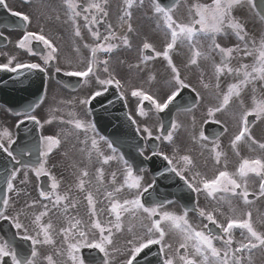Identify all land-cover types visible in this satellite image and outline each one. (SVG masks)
Returning <instances> with one entry per match:
<instances>
[{
	"label": "snow or ice",
	"instance_id": "1",
	"mask_svg": "<svg viewBox=\"0 0 264 264\" xmlns=\"http://www.w3.org/2000/svg\"><path fill=\"white\" fill-rule=\"evenodd\" d=\"M25 3L31 5L32 0H25ZM184 3L188 11L187 19H178L175 16L181 0H173L169 6H164V0H147V5L146 0H122L117 31L109 21L110 0H88L86 5H81L77 0H63L65 22L71 23L74 36L79 38L83 49L88 50L89 55L79 60L83 67L74 66L70 59H65L66 66L61 67L58 66L61 50L53 39L44 34L43 27L38 33L28 30L32 17L27 13L8 9L6 0H0V7L8 9L11 16L20 21L17 30L23 34L16 41L15 47L38 57L40 61L16 62V57L13 56L6 63L0 64V71L13 73L18 77L23 73L27 76L44 74L47 77L51 70L54 73H63L65 77L80 78L78 83L87 85L91 90L88 95L78 100L79 105L86 110L83 118L77 112L69 111L67 116L70 119H60L61 123L73 125L78 136L83 134V138L79 139L82 145L79 151L86 155V166L78 169L75 188L85 194L87 221L73 213L72 210L77 209L79 202L70 198L68 193L59 192L61 181L47 167L54 151L61 148L62 140L59 134H43L45 124L53 123L52 118L42 120L36 114L44 101L37 100L13 113L20 118L16 127L32 123L41 129L34 145H23L17 151L14 146L18 144V139L7 129L0 131V152L14 162L11 168L5 166L2 177L6 193L11 195L6 194L0 201V220L10 221L20 240L30 242L29 251L23 252L11 241L0 239V264H139L141 254H146L145 250H151L152 246H158L155 253L156 264H253V250L264 249V233L254 226L252 212H242L239 207L240 203L251 204L250 195H256L249 192L250 177L254 176L259 180L256 198L264 197V142H259L252 134V125L255 122L264 123V89L261 90V98L252 96L250 106L243 98L250 85L254 86L257 81L264 84V37L258 43L256 39L249 38L246 24L237 16L239 10L245 7L255 8V0H211V3L195 0L192 4L184 0ZM146 6L151 12L155 29L164 37V47L162 51H157L145 39L140 49L139 62L129 64L128 67L138 70V73H145L148 61L162 57L170 69V78L166 81L168 87L163 95H154L142 87L132 88V97L148 102L146 106L138 108V115L146 117L147 108L159 117L166 110L171 112L170 106L177 112L191 113L196 99H203L196 88L186 82L173 62L172 53L178 47H186L190 51L188 63L191 66H198L201 60L215 61V56H220L219 63L214 66V85L204 81L203 73L199 81L205 90L214 86L219 98L216 106L207 109L204 123L218 124L223 133H227L228 127L217 114L227 112L233 103L239 105L238 114H234L237 131L231 138V147L239 157V163L233 170H229L226 154L221 150V133L213 132L210 138L203 127L196 132L193 116V130L189 133L191 144L199 147L200 157H204L207 151L204 166L207 167L208 160H212L215 171L211 176L197 166L191 154L194 151L192 147L186 148L182 154L179 147L174 145V133L181 127L175 119L170 122V130L163 135L154 136L147 124L141 126L131 115L127 116L136 126L135 132L142 134V139L161 143L166 141L173 145L170 154L160 150V145L154 144L150 156L144 155L143 146L138 150L139 155L146 160L152 157L162 158L168 172L178 178V183H182L190 193L196 194L197 200L203 195L215 205L211 210L200 207L197 203L191 208L186 207L182 214H177L168 209V205L174 204V201L168 200L166 204L155 198L145 200L144 194L154 188L153 184L143 183L144 176L141 173L146 170L131 163L117 146V141L101 135L97 123L89 118L88 107L94 100L103 96L111 87L117 91L125 88V84L111 69L112 55L120 49L132 50L129 34L139 35L132 23L134 11L142 10ZM258 15L260 21L264 22V4L261 5ZM56 19L59 20L60 17L57 15ZM80 20L93 43L84 40ZM100 26L104 27V33H101ZM232 37L237 40L234 47H224L219 43L220 39ZM0 39L8 41V37L2 32ZM33 42H37L42 48L34 46ZM73 50L76 53L81 52L79 45H75ZM244 57H252L253 62L232 66L233 59ZM120 63L123 64L124 61L121 60ZM100 73L107 74L106 78H101ZM225 75L233 77L235 82L221 91V78ZM147 80L151 83L156 77L148 74ZM189 88L196 92V98L185 100L182 91ZM256 91L253 87L252 92ZM121 98H124L123 93ZM178 98L184 102L177 103ZM66 103L74 105L76 101ZM58 111L60 109H53V112ZM163 128L161 123L157 131L160 132ZM242 143L248 145L249 151L258 150L260 154L252 157L241 156L238 146ZM34 152L35 160L26 159L31 158ZM112 162L120 166L119 173L112 171L106 184L105 166H110ZM89 166L95 167V195L92 180L89 179ZM21 170H24V178L19 181L20 184L28 183L29 172L34 173L36 178L47 177L50 184L47 188L41 187L39 199L26 200L22 207L17 208L21 195H30L15 183ZM125 191L131 194L130 197L121 198ZM97 195L102 198L97 199ZM98 204L101 205L99 208ZM38 206L41 210L31 213L30 230L21 217L27 218L29 213L26 209L35 210ZM57 212L63 217V226L58 230L50 216V213L56 215ZM189 212L207 223H202V226L194 224L189 219ZM217 214L225 216L226 222H219ZM101 216L106 218L101 220ZM237 229L240 230L239 240L234 237V230ZM56 235L61 237L59 244L55 239ZM120 235L126 237L123 247L116 244V238ZM169 237L176 241L175 246ZM46 246H52L51 252H44ZM82 249L92 252L89 256H83ZM117 257L121 259L117 260Z\"/></svg>",
	"mask_w": 264,
	"mask_h": 264
},
{
	"label": "flooded vegetation",
	"instance_id": "2",
	"mask_svg": "<svg viewBox=\"0 0 264 264\" xmlns=\"http://www.w3.org/2000/svg\"><path fill=\"white\" fill-rule=\"evenodd\" d=\"M102 27L103 26H100V29ZM40 28L41 27L33 26V32L38 33ZM134 29L139 30V29H143V27L134 26ZM44 34L47 37H50L51 39H53L56 44L61 43L62 31L55 30L54 26H52L51 28H47L46 30L44 29ZM130 38H131L132 44H133L132 50L129 51L126 49H121V51H119V54H118L119 57H121L125 61V63H127V65L134 63L136 56L140 53V49L142 48V42L143 41H141V40L146 39V38H142L139 35H133V34H131ZM220 40H221L220 44L224 47H234L237 44V40L234 37L229 38V39H220ZM164 43L165 42H162L161 45L164 46ZM190 55H191V53L186 47H178L172 53L173 62L178 67V69L180 70L182 77L186 79V82L190 83L192 85V87L196 88V90L200 93V96L203 99H196L195 106L193 107V112H191V113L180 112V113H178L177 117H178V122L180 123L181 127L184 128L185 125L187 124V122L193 121V116H195L196 132H199L201 130V127L204 128L205 124H207V123H204V117H202L201 115H205L207 112V109L209 107L216 106L219 103V98L216 95V89L214 88V86L205 90V89H203L202 85L199 82L200 77H201V73H203L204 81L210 83L211 85H214L215 77H214V69H213V66H214L213 60H208V61L201 60L198 66H191L188 63V61L190 59ZM13 56H15L17 60H24L26 63L27 62H40L38 57L31 56L27 52H24V51H22V52L18 51L16 53H14ZM240 56L242 57L243 54L241 53ZM240 63H243L242 59H233L231 61V64L233 67H238ZM165 64H166V62H165ZM127 71H129L128 68H122V70H121L122 76L124 77V80H129V81L134 80L135 76L133 74L128 73ZM114 74H115V67H114ZM145 76L147 77V75H145ZM232 82H235L233 77H229L226 75L225 78H222L221 79V91L226 90L227 86ZM78 90H79V87L75 91H66V92L71 94V93L77 92ZM188 90L189 91L187 93L192 94L196 98V92L192 91V88H189ZM253 95H255L257 99H259V98H261V91H257L256 93H253L252 90L248 91V89H247L243 94V98H244L246 104H248L249 106L251 105V98ZM133 99H134V97H133ZM131 106H132V101L130 102V107ZM238 112H239V105L236 103H233L230 106V108L227 110V112L217 114V116L228 127L227 133H223V132L221 133L220 143H221V150L226 154V159L228 161L229 170H233L236 166H238V163H239V157H237L235 155V152L231 147V138L234 136V134L237 131V120L234 118V114H238ZM134 115H135V119L140 124V120L137 119L138 112H135ZM251 119H253V118H250V120ZM216 125H218V124H216ZM262 126H264V123H261V122H255L252 125V134H253V136L255 135V139L258 140L259 142H261L263 140V136H262V132H261V129H263ZM155 128H158V126L156 125ZM182 137L187 138L185 135L184 136L177 135L178 139H181ZM71 145L74 146V144H71ZM163 146L166 149L167 154H170L172 151V147L168 143H164ZM178 147H179L182 154L184 153L186 148L192 147L194 149V151L191 154L195 158L197 166L200 168V170L203 172H206L209 176H211L213 174L215 169L213 168V162L211 159L208 160L207 167L204 166V159H205V157L208 156L207 151L205 152L204 157H200L199 156V152H200L199 147L192 145L190 139L182 140L181 142H179ZM209 147H211L210 144H209ZM238 150L240 151L241 156H243V157H252V156L259 155L256 153V152H258V150L255 152L250 151V153H248L249 148H248V145L246 143H242L241 145H239ZM52 157H54V156H52ZM81 161H85V163H81ZM65 162L67 163L66 165L62 164L60 161H56L54 158H52L50 163L48 164V168L50 169L52 174L55 175L59 181H61L59 192L61 194L68 193L70 198L75 199L79 202L77 209L72 210L73 213L78 214V216L80 218L87 221L88 220V215H87L88 209H87L86 200H84L85 194L80 192L78 189L75 188L76 176L79 174L78 169L86 166V155H81V154L71 155L70 158L65 160ZM88 171L90 173L89 179L92 180V186H93L92 190H93L94 195H95V187H94L96 185L95 167L89 166ZM112 171H115V162H112L110 164V166H105V182H106V184H107V181L110 179V173ZM116 171H118V173H119V169H117ZM141 175L144 176L143 183L145 185L152 183V179L149 176V174L147 173V171H144L143 173H141ZM69 178H70V180H69ZM20 180L17 181V187L25 190L24 184L19 183ZM118 182H119V180H118ZM86 187H88V186H86ZM70 189H71V191H69ZM258 191H259V180H258V178L254 177V176L250 177V179H249V192L255 193V194L257 193L256 195H258ZM130 195H131L130 193L125 191L122 194L121 198L130 197ZM256 195H250V197H249V199L252 201L251 207H248L250 204L249 205H243L242 203L239 204V207H240V210L242 212H247V211L252 212V218H253L254 226L257 228L258 231L264 233V210L261 211L259 209V206H258V210H257V205H259L260 200L264 197L257 199ZM22 196H23V194L19 198L17 207L18 206L20 207V204L23 202ZM101 198L102 197L97 195V199H101ZM197 203L199 204L200 207H204L208 210H211L215 206L210 200L205 199L203 195H201L199 197V199L197 200V197L195 194V205ZM100 206L101 205H99V204L97 205L98 208ZM168 209L175 211L177 214H182V212L184 210L182 205L179 204L178 202H175V201H174V204L168 205ZM13 211H15V209H13ZM54 211H56V210H54ZM51 218L54 220V225H55L57 230L63 226V217L61 215H59L58 212L56 215H53V217H51ZM105 218H106L105 216H101V220H104ZM21 219L23 220V217H21ZM189 219L194 224H199L201 226H202V223H207V221H201V219L199 217H197L192 212H189ZM217 219L221 223L226 222L225 216H220L219 214H217ZM2 221H5V220H0V222H2ZM26 224L29 225L30 230H31L30 223L27 222ZM216 231H219V230H216ZM239 231L240 230H238V229L234 230V237L236 240L241 239V237L239 235ZM15 232L17 233L16 229H15ZM0 239H2V238L0 237ZM55 239L57 240V244H59L60 239H59L58 235L55 236ZM217 243L219 246V242H217ZM262 250L264 251V249H262ZM262 250L261 249L253 250V254H252L253 264H264V252Z\"/></svg>",
	"mask_w": 264,
	"mask_h": 264
},
{
	"label": "rangeland",
	"instance_id": "3",
	"mask_svg": "<svg viewBox=\"0 0 264 264\" xmlns=\"http://www.w3.org/2000/svg\"><path fill=\"white\" fill-rule=\"evenodd\" d=\"M32 1H33L34 4L37 3V6H39L43 11L46 10L48 8V6H50L52 8V10H54V11L57 10V11H59V13L60 12H65V9L63 8V2H58V0H32ZM6 2H8L10 5H12V7L15 6V8L18 7V8H24L27 11H35L34 6L33 7H24V6H22L19 3L18 0H6ZM187 3L188 4H192L194 2L192 0H187ZM205 3H207V2H205ZM117 4H119V3H117ZM120 7L121 6L119 4V9H120ZM245 8L246 9L244 11V17L243 18L246 21V24H249V23L253 22V18L251 16V15H253V11H252V8H248V7H245ZM116 10L117 9L115 8V13H116ZM146 10L149 11L147 6L144 9H142V10H135V11L136 12L140 11L142 13L141 15H144L145 17H148V12ZM176 10L177 11H181L179 13L175 12V16L178 19H181L183 12L188 14L187 7L185 6L184 0H182L181 4L177 7ZM150 16H151V12H150ZM60 21L65 22L66 21V15H64L60 19ZM137 22H138V26H142L143 27V29H139L137 31L139 33V36H141L142 38L147 37L148 42L153 44L154 48L157 49V51H160L161 44L164 41V37H163V35L160 36V32L155 29V23H154L152 17L143 18L142 16H140L139 20ZM256 22H257L258 25H260V23L257 20H256ZM79 23L81 25L80 21H79ZM132 23H133V26H134L135 22H132ZM70 29H71V31H73V27H72L71 24H70ZM129 36L131 37V34H129ZM260 37L261 36L256 35L255 39H256L257 43L260 41ZM5 56H6V53H5ZM66 58L67 59L70 58V53L66 54ZM1 59H5V57L2 54H1ZM121 60H123V59H121ZM154 60L155 61H153V62L148 64L150 71L155 70L157 68V65L161 66L160 65L161 64V57L160 58H156ZM242 61H243V63H249V64L253 62L252 57H244L242 59ZM137 62H139V61L137 60V58H135V63H137ZM114 63H115V60H114ZM111 69H112V67H111ZM156 73H157V75H154L156 77V80L152 81L151 83L146 84L144 86V90L145 91H150L154 95H163V93L165 91H167V88H165V87H168L166 81L170 78V73H167L169 78H167L166 76L162 75V74H164V72L161 69H158L156 71ZM106 75L107 74L100 73L101 78H106ZM117 78L122 80V78H120L118 76H117ZM122 83H124L123 80H122ZM150 84H160V85L163 86L162 87L163 89H160L159 87L149 88L148 86H150ZM131 85L132 86H137L136 83H132ZM145 87H148V88H145ZM253 87H255L257 89V91H259L261 89H264V84L262 85L259 82H256V84L254 86L253 85L249 86V88H253ZM162 90H165V91H162ZM90 91L91 90L88 88V86L84 85L81 88V90H79L77 93H74L73 96L69 95V97L71 99H73V100L78 101L80 99V97L84 98L86 95H88L90 93ZM59 93H61V92L58 90V88H56L55 86H51V88L47 92V95H45L44 103L42 104L40 109H37V113L36 114L42 120L44 118H52L53 119V123L50 124V125L49 124H45L44 129L42 131H43V134H45V135H48V134H51V135L59 134L60 135V138L62 140L61 148L56 150V151H54V153L52 155L54 157H52V158H54L56 161H60L62 164L66 165L67 163L65 162V160L70 158L71 155H75V154L85 155L84 153H81L79 151V149L82 147V145L79 143V139L83 138V134L80 133L79 136H78L77 131L74 129L73 125H70V124H67V123H61L60 119L61 118L64 119V120L70 119V117L67 116V112H69V111L77 112L79 114V117H81V118L84 117L85 112H84L83 108L79 109L75 104L74 105L73 104L70 105L69 103H66L68 100L63 98V97H65L64 94H61V95H59L60 97H57ZM124 93H125L126 96L130 97V99L132 101L131 109L134 110V108L136 107V105L134 103L138 102V100L136 99L135 101H133V99H132L133 97L131 96L130 92L124 91ZM67 98H68V96H67ZM57 100H59V101L57 102ZM62 101L64 103H62ZM56 108L60 109V111L53 112V109H56ZM132 114L135 117L134 112H132ZM201 116L205 117V115H201ZM137 119L140 120V125L141 126H144V124H147L152 129L153 132L157 131L155 129V127L158 124V118H157V116H156V114L154 112H148V115L146 117H140L139 115H137ZM14 122L15 121L13 119H11V117L6 112L0 110V131H3L4 129H7V130H9L12 133V130H13L12 126L14 125ZM191 127H193V125ZM262 128L264 130V126H262ZM177 131H178V134H179V132L182 133V134H184V133L188 134L187 138H190V136H189L190 132L188 131V128H185V127L181 128L180 127ZM177 131L174 133V135H176ZM262 134H263V132H262ZM262 136H263V140L261 142H264V135H262ZM254 137H255V135H254ZM71 144H74V146H72ZM248 153H250V151H248ZM58 157H61V158L57 160L56 158H58ZM116 170H117V163L115 162V171ZM32 174L33 173H29L28 183L24 184V188H25L26 192H28V188H30V192H29L30 195H28V196H24L23 195L22 196L23 202L20 204V207H22L24 205V202L26 200L30 201V200H33V199H37L38 191L36 190V187H35L37 184H36V180H34V176H33V180L31 181V177L30 176ZM23 178L24 177H23V174H22V179ZM69 180H70V178H69ZM32 185H33V196L31 194ZM34 193H36L37 195L34 194ZM258 206H259V209L261 211L264 210V199L261 200V202L259 203ZM17 208H19V206ZM40 210H41V208L39 206L35 210L26 209V211L29 213V215H28L27 218L23 217V221L25 223H27V222L30 223L31 213L33 211L38 212ZM50 216L53 217L52 214H50ZM52 222L54 223L53 219H52ZM59 239L61 240V237H59ZM170 242H172L174 246L176 245V241L174 239H173V241L170 240ZM45 249H46V251H45ZM51 249H52V246H46L44 248V252H46V253L51 252ZM54 259L59 260L60 258L54 257Z\"/></svg>",
	"mask_w": 264,
	"mask_h": 264
},
{
	"label": "water",
	"instance_id": "4",
	"mask_svg": "<svg viewBox=\"0 0 264 264\" xmlns=\"http://www.w3.org/2000/svg\"><path fill=\"white\" fill-rule=\"evenodd\" d=\"M255 4H256V9L260 13V11H261V5L264 4V0H255ZM0 73L2 74L4 72L3 71H0ZM2 75H6V73L5 74H2ZM9 79L10 78H7V79H5L3 81L1 80L2 82H0V96L1 95H6L10 99L14 100V103H17L19 101L17 99H20L22 97V95H23V90H21V89H20L21 91L20 90H17V86H21V82L13 83V85L7 84V81ZM42 84H43L42 82H38L37 83V85H36L37 88H36V92L35 93H38V92L41 91ZM1 99L8 100L6 98H1ZM35 102H37V101H35ZM118 109H120V112H117ZM174 109H172V110H174ZM116 113L121 114V116H120L121 119H123L126 122V119L124 117L125 112H124V110H123L122 107H119V108L115 109V115H116ZM127 123H128V121H127ZM126 156H128V153H126Z\"/></svg>",
	"mask_w": 264,
	"mask_h": 264
}]
</instances>
